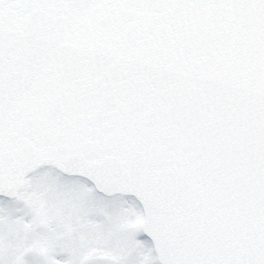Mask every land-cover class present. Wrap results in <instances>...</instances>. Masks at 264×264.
Instances as JSON below:
<instances>
[{
    "label": "snow or ice",
    "instance_id": "1",
    "mask_svg": "<svg viewBox=\"0 0 264 264\" xmlns=\"http://www.w3.org/2000/svg\"><path fill=\"white\" fill-rule=\"evenodd\" d=\"M0 264H264V0H0Z\"/></svg>",
    "mask_w": 264,
    "mask_h": 264
}]
</instances>
